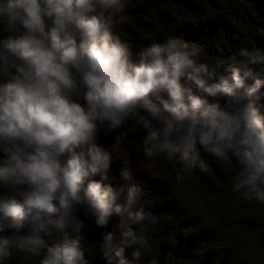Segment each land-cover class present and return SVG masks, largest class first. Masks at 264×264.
<instances>
[{"label": "clouds", "instance_id": "1", "mask_svg": "<svg viewBox=\"0 0 264 264\" xmlns=\"http://www.w3.org/2000/svg\"><path fill=\"white\" fill-rule=\"evenodd\" d=\"M121 7L120 0H0V23L12 33L0 40V183L23 188L19 199L0 198V233H10L0 236V258L12 248L44 249L40 264H86L79 207L97 227L121 217V239L107 233L104 244L124 264L126 247L138 242L125 216L144 217L130 211L135 186L122 205L103 182L111 156L97 137L128 121L146 130L149 158L162 154L185 172L199 162L197 145L221 159L231 154L241 166L234 190L264 202V113L256 104L264 72L253 67L264 56L242 50L247 60L218 75L219 64L198 63V49L170 39L133 60L112 32ZM54 233L61 238L48 245L44 237Z\"/></svg>", "mask_w": 264, "mask_h": 264}, {"label": "trees", "instance_id": "2", "mask_svg": "<svg viewBox=\"0 0 264 264\" xmlns=\"http://www.w3.org/2000/svg\"><path fill=\"white\" fill-rule=\"evenodd\" d=\"M120 2L112 32L129 46L133 60L151 45L170 39L198 49L194 57L198 63L210 68L219 64L218 75H226L229 65L247 60L242 50L264 56V0ZM10 35L0 23V40ZM253 67L264 72V63ZM190 86L196 90L195 85ZM256 104L264 113V88ZM117 136L121 137L119 144ZM145 136L140 123L128 121L109 134L101 131L97 137V143L111 156L103 182L118 192L122 205L126 204L128 188L135 186L130 211L144 217L132 222L125 216L138 242L126 247L120 258L124 264H264V202L247 199L242 191L234 190L241 168L237 160L231 154L227 160L221 159L197 145L199 162L185 172L178 162L162 154L149 158L144 152ZM124 171L129 178L122 176ZM22 191V187L12 189L0 183V198L19 199ZM74 215L83 222L78 238L86 264H109V259L111 264H119L105 246L104 236L113 233V243L121 239V217L112 214L106 227H97L83 208L77 207ZM67 232L77 235L71 228ZM60 238L58 233L44 237L48 245ZM134 251L139 252L138 257L133 256ZM44 254V249L33 255L12 248L9 256L0 258V264H40Z\"/></svg>", "mask_w": 264, "mask_h": 264}, {"label": "rangeland", "instance_id": "3", "mask_svg": "<svg viewBox=\"0 0 264 264\" xmlns=\"http://www.w3.org/2000/svg\"><path fill=\"white\" fill-rule=\"evenodd\" d=\"M180 187H183L182 184H180Z\"/></svg>", "mask_w": 264, "mask_h": 264}]
</instances>
